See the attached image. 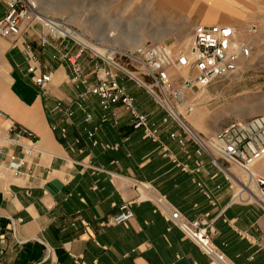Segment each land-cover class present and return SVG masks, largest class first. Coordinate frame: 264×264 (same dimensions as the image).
<instances>
[{"label": "crops", "instance_id": "1", "mask_svg": "<svg viewBox=\"0 0 264 264\" xmlns=\"http://www.w3.org/2000/svg\"><path fill=\"white\" fill-rule=\"evenodd\" d=\"M169 2L155 0L142 11L173 10ZM5 12L0 0V18ZM40 28L29 26L17 39L0 36V264H215L166 220L156 196L167 210L207 223L227 264H264L262 210L239 185L241 174L195 156L166 110L121 74L156 140L133 130L122 107L102 110L86 92L94 83L90 55L79 60L82 80L72 81L61 56L74 49L63 40L42 43ZM30 66L50 81L36 86ZM19 129L32 136H17ZM11 158L20 162L17 170ZM234 182L244 191L235 194ZM138 186L152 196L137 200ZM126 201L134 202L133 218L107 224Z\"/></svg>", "mask_w": 264, "mask_h": 264}, {"label": "built area", "instance_id": "2", "mask_svg": "<svg viewBox=\"0 0 264 264\" xmlns=\"http://www.w3.org/2000/svg\"><path fill=\"white\" fill-rule=\"evenodd\" d=\"M6 12L0 18V36L4 38H19L25 31V22L37 21L43 28L41 42L49 39L60 40L68 38L77 42L67 34L68 25L63 21L41 18L36 15L35 7L27 0H3ZM86 51L90 52L92 59V74L94 83L86 90L98 98L99 107L109 110L114 106L122 107L131 118L133 130L142 129L144 136L153 141L157 132L148 124L147 116L140 113L134 98L127 93L119 83L118 74H123L143 88L154 102L161 105L169 114L172 103L175 107L184 104V93L194 88H206L213 81L226 77L238 69V63L251 55L250 47L239 41L235 26L227 24H198L191 30L190 45L187 51L173 53L166 44H144L131 51H117L111 58L104 57L83 46L78 42V49L72 54H63L61 59L67 64L71 73V80H82L79 60ZM28 60L34 57L26 50ZM124 58L129 64H135L141 71V79L136 78L128 69L117 60ZM185 70V75L176 74ZM28 72L32 74L33 83L38 87L45 86L50 76L38 72L35 66H30ZM173 108V107H172ZM192 106L186 107V112H192ZM182 129L187 132L192 142L194 155L207 156L211 162L221 170L226 168L221 164L224 161L231 164L241 172L246 173L254 182L257 190L255 199L258 201L264 218V177L251 174L249 168L264 158V115L253 117L246 121H234L226 125L212 138H204L195 131L186 129L182 122ZM64 133L65 130L63 129ZM32 134L24 129L17 130V136ZM170 138H174L171 134ZM183 141V138L181 139ZM34 147L26 149L25 154L31 156ZM166 156V153H164ZM11 166L17 170L20 162L11 158ZM138 194L143 198H150L152 192L148 186H138ZM162 214H167L166 220L179 228L182 233L191 239L200 250L214 259L215 264H227L221 254L210 242L207 223L201 220H187L177 211L167 210L161 197L154 198ZM134 202L126 201L120 205L118 212L111 216L107 224L126 225L132 218V205ZM169 211V212H168ZM77 264V262H75Z\"/></svg>", "mask_w": 264, "mask_h": 264}, {"label": "rangeland", "instance_id": "3", "mask_svg": "<svg viewBox=\"0 0 264 264\" xmlns=\"http://www.w3.org/2000/svg\"><path fill=\"white\" fill-rule=\"evenodd\" d=\"M27 1L33 4L35 11L41 16L63 21L66 24L68 22L69 28L74 29L93 44L99 42L105 48L123 52L131 51L129 49L135 48L140 45L139 43L161 44L162 42L173 53H178L181 49H185L186 42L190 41L191 30L195 25H233L237 31L240 30L239 41L250 47L251 55L239 61L238 69L234 73L213 81L206 88H194L184 93V104L177 108L172 103V109L175 110L177 116L179 114L185 124L204 138H212L231 122L246 121L264 115V0H227L243 16V21L237 24L231 21L220 22L223 20L220 14L211 16V19L206 18L208 13L203 9L221 6L213 0L210 2L207 0H171L168 6H172L169 7L172 9L174 7L175 11L169 10L161 13H143L142 11L145 6L152 7L155 0ZM215 17L218 19L217 22L212 20ZM24 25L27 29L29 26H40V23L33 21L25 22ZM39 31L43 32V29L40 28ZM60 40H63L64 44L69 45L74 51L78 49L76 39L77 42L68 38ZM89 55V51L84 54V56ZM117 62L125 66L130 73H134L136 78L141 79V71L137 65L129 64L124 58H120ZM141 90L146 92L143 88ZM190 105L193 108L192 113L186 112V107ZM162 109L165 110L163 107ZM167 115L169 116L168 112ZM170 118L179 126L180 137L183 141H187L193 148L187 132L182 129L178 120L174 116ZM221 164L226 169L229 168V172L234 175L241 174V170L235 166L224 161H221ZM252 172L264 177V159L252 167ZM243 179V174H241L239 182L243 183ZM233 187L235 194L237 191L240 192L237 183L234 182ZM236 197L235 195L234 198Z\"/></svg>", "mask_w": 264, "mask_h": 264}, {"label": "bare ground", "instance_id": "4", "mask_svg": "<svg viewBox=\"0 0 264 264\" xmlns=\"http://www.w3.org/2000/svg\"><path fill=\"white\" fill-rule=\"evenodd\" d=\"M208 2L212 1V0H207ZM214 2H217L219 4H221V6H216L214 8L212 7H207V9H203L206 13H208V15H206V18H210L211 19V16H218V14H220V17L223 19L221 20L220 22H225V21H231L233 24H237V23H240L242 22L243 20V16L239 13V11L234 8L229 1H225V0H213ZM235 1V0H234ZM223 4V5H222ZM234 5V4H233ZM202 9V8H201ZM202 10V11H203ZM36 15L41 17V18H46V17H43L41 16L39 13H37L35 11ZM212 20H215L216 22L218 21V19L215 17L214 19ZM220 20V19H219ZM240 20V21H239ZM67 22V20H66ZM67 24H69L67 22ZM70 25V24H69ZM67 30V34L69 36H71L72 38L76 39L79 43H81L83 46L85 47H88L90 50L92 51H95L96 53H98L99 55L101 56H104V57H109L111 58V56L116 53L117 51H120V50H116V49H109V48H105L101 43L97 42L96 44H93L92 42L86 40L82 35H80L77 31H75L74 29L72 28H66ZM239 31L238 30V38H239ZM109 32V31H108ZM240 39V38H239ZM106 41V40H105ZM90 42V44L88 43ZM140 45L136 46L135 48L141 46V45H144V44H141L139 43ZM159 44V43H158ZM162 44V43H161ZM190 45V41L186 42V45L184 46L185 49H181V51H187L188 47ZM135 48L133 49H129V50H134ZM125 49V48H123ZM185 70H181L180 72H176L174 71L173 74L176 75V74H181V75H185ZM133 76H135L134 73H132ZM170 111L172 113V115L177 119L179 120L180 122H182V125L186 128V129H190V131L192 130L190 128L189 125L185 124L182 119L180 118L179 114L177 116V113L175 112L174 109H172V107L170 108ZM193 112V110H192ZM191 112V113H192ZM176 113V114H175ZM264 159V158H263ZM261 161V160H260ZM259 161V162H260ZM258 163V162H257ZM263 164V163H262ZM256 165V164H255ZM249 171L251 174H254L256 176H258L256 173H253L252 172V167L249 168ZM241 174H243V184H248L247 185H242L241 183L239 184L241 187H244V188H248L250 189L249 191L252 193V196H255L257 195V190H256V186L254 184V182L249 178V176L246 174V173H243L241 172ZM242 181V180H241ZM241 192L244 191V189H240Z\"/></svg>", "mask_w": 264, "mask_h": 264}]
</instances>
